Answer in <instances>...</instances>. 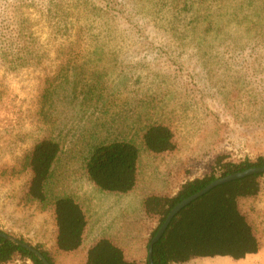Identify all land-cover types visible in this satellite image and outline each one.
Listing matches in <instances>:
<instances>
[{
	"label": "rangeland",
	"instance_id": "rangeland-1",
	"mask_svg": "<svg viewBox=\"0 0 264 264\" xmlns=\"http://www.w3.org/2000/svg\"><path fill=\"white\" fill-rule=\"evenodd\" d=\"M7 26L31 43L24 64L0 58V226L41 244L55 264H85L88 246L58 249V196L95 200L91 232L103 222L133 257L158 224L143 211L145 196L176 192L219 155L264 156V0H0V28ZM158 122L172 127L175 150L143 146L144 129ZM44 137L64 149L41 203L27 196L26 154ZM115 139L141 148L130 195L96 193L85 172L91 146ZM261 181L260 195L242 201L261 251L185 264H264Z\"/></svg>",
	"mask_w": 264,
	"mask_h": 264
},
{
	"label": "trees",
	"instance_id": "trees-1",
	"mask_svg": "<svg viewBox=\"0 0 264 264\" xmlns=\"http://www.w3.org/2000/svg\"><path fill=\"white\" fill-rule=\"evenodd\" d=\"M8 12H5L7 14ZM7 17L5 19H9ZM30 37L16 26L0 28V58L24 64L30 54ZM143 146L151 153L163 154L176 148L175 132L165 122L147 126L141 134ZM63 144L44 137L26 154L30 171L27 196L45 203L48 187L54 175V166L63 152ZM141 148L130 140L115 139L97 143L86 159L90 180L101 190L112 193L133 191L140 176ZM255 166H264V156L235 160L228 154L216 157L210 171L182 181L172 194L152 193L143 201L148 218L158 222L147 239L146 251L141 259H130L124 249L109 237H101L86 253L85 264H150L148 245L170 211L183 199L204 189L214 180ZM250 175L219 185L185 207L172 221L162 238L155 244V264H185L200 257L229 256L246 258L258 253L263 246L252 215L242 201L258 197L262 191L261 177ZM56 220V244L61 252H74L84 244L88 228V215L81 202L71 194L58 196L52 206ZM10 236L42 251L55 264L49 251L41 244H33L0 226ZM14 239L0 236V264L30 261L45 264L33 251Z\"/></svg>",
	"mask_w": 264,
	"mask_h": 264
},
{
	"label": "water",
	"instance_id": "water-1",
	"mask_svg": "<svg viewBox=\"0 0 264 264\" xmlns=\"http://www.w3.org/2000/svg\"><path fill=\"white\" fill-rule=\"evenodd\" d=\"M256 174H264V166H255V167H251L247 170L244 171H239L236 173H232L223 177H220L216 180H214L213 182H211L210 184H208L204 189L188 196L187 198L183 199L181 202H179L168 214L166 220L164 221V223L161 225V227L158 229L156 235L151 239L149 245H148V261L150 264H155L154 263V258H153V251H154V246L155 244L162 238V236L165 234V232L167 231V229L169 228L170 224L172 223L173 219L188 205H190L192 202H194L195 200L199 199L200 197L204 196L205 194H207L208 192H210L212 189L216 188L219 185L225 184L227 182H231L237 179H241L250 175H256ZM0 236H3L5 238L8 239H14L18 242H20L18 240L17 237H13L10 236L9 234L0 231ZM24 246H26L28 249H30L31 251H33L34 253H36L45 264H52L49 259L42 253V251H40L39 249L35 248L32 245L26 244V243H22Z\"/></svg>",
	"mask_w": 264,
	"mask_h": 264
},
{
	"label": "crops",
	"instance_id": "crops-1",
	"mask_svg": "<svg viewBox=\"0 0 264 264\" xmlns=\"http://www.w3.org/2000/svg\"><path fill=\"white\" fill-rule=\"evenodd\" d=\"M39 141V140H38ZM37 142V141H36ZM35 142V143H36ZM34 143V144H35ZM33 144V145H34ZM33 145H32V147H33ZM96 145V144H95ZM94 145V146H95ZM31 147V148H32ZM30 148V149H31ZM93 148V145L91 146V148H90V150ZM90 150H89V152H90ZM89 152H88V154H87V157H88V155H89ZM63 153V152H62ZM87 159V158H86ZM86 159H85V163H86ZM59 160V159H58ZM58 162V161H57ZM57 162H56V164H57ZM56 164H55V166H56ZM55 166H54V171H55ZM85 172H86V174H87V171H86V165H85ZM87 177H88V179H89V181L91 182V184H92V186L94 187V189H95V191H96V193H101V192H106V193H110V194H117V195H130V194H132L133 192H134V190L137 188H135L133 191H131V192H128V193H112V192H107V191H103V190H101V189H99L91 180H90V178H89V176H88V174H87ZM138 183H139V181H138ZM138 186V185H137ZM103 194H105V193H103ZM72 195V194H71ZM149 195V194H148ZM147 195V196H148ZM146 198V196L143 198V200H142V202L144 201V199ZM80 201V200H79ZM81 202V201H80ZM95 202V200H93L92 202H89L90 203V205H88L87 206V204H89V203H87V204H84L83 202H81V204L83 205V207H84V209H85V211H86V213H87V215H88V219H89V224H88V228H87V230H86V234H85V239H84V244L82 245V247L83 246H85V243H86V246H87V249L92 245V244H94L99 238H101V237H109V238H111V239H113L118 245H120L123 249H124V251H125V253L127 254V256L130 258V259H141L143 256H144V254L145 253H143V254H141L142 252H140L139 254H138V256H133V257H130L129 255H128V253H127V251H126V249L122 246V244H120L114 237H112L110 234H107L105 231H104V228H103V226H104V224H103V222H102V226H98L97 224H96V226H95V229L94 230H92V232H91V224H92V219H96L97 218V216L95 217L94 216V214H95V211H97L96 210V208H97V206H96V204L94 203ZM142 208H143V211H144V213H145V215H146V212H145V210H144V207H143V205H142ZM90 209V210H89ZM147 216V215H146ZM105 221V220H104ZM88 233H93V235L91 236V239H90V241H87V235H88ZM104 233H106V234H104ZM144 246H145V244H144ZM81 247V248H82ZM80 248V249H81ZM261 251V250H260ZM75 252V251H74ZM86 253H87V250H86ZM254 254H256V253H254ZM250 255H253V254H250ZM249 256V255H248ZM242 259H244V258H242Z\"/></svg>",
	"mask_w": 264,
	"mask_h": 264
}]
</instances>
